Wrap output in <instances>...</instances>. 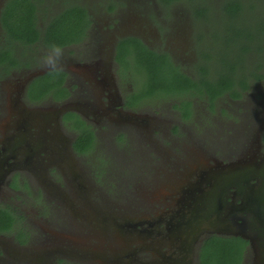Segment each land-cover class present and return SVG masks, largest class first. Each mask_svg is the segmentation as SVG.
Segmentation results:
<instances>
[{"label": "flooded vegetation", "instance_id": "af4514ba", "mask_svg": "<svg viewBox=\"0 0 264 264\" xmlns=\"http://www.w3.org/2000/svg\"><path fill=\"white\" fill-rule=\"evenodd\" d=\"M27 2L37 33L22 41L6 27V21L15 22L6 9L13 0H0V206L13 216L10 229L0 232V264H120V257L125 264H201L202 246L214 235L237 244L239 264H264V5L245 7L254 37L244 39L242 50L236 14L218 38L216 28L205 24L204 4ZM70 8L81 19L72 17V31L56 39L59 46L48 45L46 27ZM140 45L187 76L190 88L180 96L141 97L135 77L142 70ZM45 83L52 85L47 92ZM78 135H93V146L78 151ZM98 149L103 155L88 161ZM114 155L137 172H167L182 180L163 203L123 211L119 202L132 198L131 187L125 195L104 191L117 176ZM109 173L111 181L103 184ZM207 193L214 200L222 194L224 220L238 208L251 227L247 232L257 231L252 239L204 233L188 254L186 244L170 238L169 220L201 205ZM98 202L110 204L96 208ZM66 203L81 210L64 216ZM114 206L120 212L110 213ZM74 216L110 227L117 238L129 234L136 246L94 254L57 236L54 228Z\"/></svg>", "mask_w": 264, "mask_h": 264}, {"label": "trees", "instance_id": "16d2710c", "mask_svg": "<svg viewBox=\"0 0 264 264\" xmlns=\"http://www.w3.org/2000/svg\"><path fill=\"white\" fill-rule=\"evenodd\" d=\"M28 0H13V7H7L9 10V18L15 20V22L6 21L8 30L17 40L24 39L25 35L31 33V35L37 33L35 30L34 20L35 10ZM162 4H169L175 0H160ZM264 5V2L261 5ZM17 5H24L20 10H15ZM248 6L250 9L257 8V5H248L242 0H225L221 5L222 14H225L228 18H231L232 14L238 13L244 10ZM73 8L67 9L63 16L54 17L49 25L46 27L45 38L47 44L50 46H59L61 43L56 42L57 38L66 39L69 33L72 31V17L78 20L81 19L80 12H72ZM253 15V14H252ZM6 19V18H5ZM253 21L255 16H252ZM249 19L244 15L242 24H238L239 28H235V35L237 36L236 42L241 46V49L246 48L244 39L251 40L254 37L253 33L248 32L253 25H250L247 21ZM71 21V22H70ZM13 24V26H11ZM7 29V28H6ZM27 37V36H26ZM140 64L142 71H144L145 80L144 85L141 86V97H148L151 95L157 96H180L182 92H186L192 85L188 77L180 74L173 69V65L166 59L161 58L160 55L147 50L143 45H140ZM221 84L227 85V82H221ZM45 91L52 87L51 84L45 83ZM225 86H221V92L225 89ZM93 135H78L77 141L74 147L78 151H85L93 146ZM13 222V216L9 210L0 206V232H6L10 229ZM237 247L233 241H228L218 236H211L208 238L203 246L200 256L201 264H239L242 255L241 251H237L234 248Z\"/></svg>", "mask_w": 264, "mask_h": 264}, {"label": "rangeland", "instance_id": "374dc122", "mask_svg": "<svg viewBox=\"0 0 264 264\" xmlns=\"http://www.w3.org/2000/svg\"><path fill=\"white\" fill-rule=\"evenodd\" d=\"M225 0H175L173 2V5L175 6H181V5H199L204 4V6L208 7L207 14L205 16L207 26H212L216 28V33L222 36L226 34L227 26L230 22V18L225 16V14H222L221 5L223 4ZM243 2H246L248 5H257L260 6L261 3L264 2V0H242ZM140 4L142 6H147L149 4H156L155 6L159 7L161 4L160 0H140ZM158 4V5H157ZM156 9L160 10V8ZM194 8V7H193ZM146 9V8H145ZM192 10V8H190ZM147 10V9H146ZM163 16L168 15L165 11V9L161 8ZM190 18L192 19V23L196 24L197 17L194 15V13L189 12ZM244 10L238 13V15L235 17L237 24H242L244 19ZM200 23L197 25L199 26ZM161 25V24H160ZM201 27V26H200ZM206 46V45H205ZM137 75H135L137 79V85L143 86L145 75L144 72L141 69H138ZM103 155L102 150L98 149L96 152L91 154V156L88 157V161H93L96 159V157ZM114 160L116 163V166L114 168V171L116 173L115 181H112L110 183V187L106 186L104 188V191L106 194H109L110 190H118L120 189L121 195H125L122 193L123 190H126L127 188L131 187V191L133 193V196L130 200L125 198V202H119L120 205H122V210L127 211V208H130L132 211H139L141 210L144 212V209L149 210L152 206L151 203L157 204V201L159 203H163L164 200H168L167 196L168 193L171 191L170 188L174 187L178 183L181 182V178H176L174 176H170V173H162L159 172V175H157V171H136L135 168L128 165V161L123 160V158L119 155H114ZM133 164V163H132ZM88 174V173H87ZM89 180L86 182V184H90L92 182V176L88 174ZM173 177V178H172ZM103 184H105V181H111L110 173L105 175L103 177ZM124 181V182H123ZM102 182V181H101ZM100 182V183H101ZM134 184V186H130L129 183ZM148 183H151L150 186H143L147 185ZM109 188V189H108ZM95 200H92V202ZM110 204V203H109ZM109 204L98 202L95 205L96 208L101 207H107ZM159 206V205H158ZM111 207V206H110ZM110 207L108 208L110 211ZM80 209V206H77L76 204H69L66 203L63 207L64 210V216L73 215V210ZM137 208V209H136ZM87 211H90L92 213L93 210H86L84 211V214H87ZM135 211V212H136ZM120 212V206L113 208L112 212L110 213H117ZM123 213V212H122ZM121 214V213H120ZM73 221L71 222H64L60 221V227L54 228V232L57 236L61 237L62 239L64 237L69 238L74 242L77 246L86 249L87 251L94 252V254L99 252H104L108 250L110 252V249L108 248H118L123 250L129 251L130 249H133L136 245V243L132 242V236L129 234H121L118 238L114 234V232L111 234V228L105 227V230L103 227L96 228L94 224H87L86 222H83L79 217H73ZM92 223H95L94 219L90 220ZM46 228V227H45ZM64 238V239H66ZM129 238V241H128ZM68 239V240H69ZM70 240V241H71ZM146 242V241H145ZM108 252V253H109ZM145 254V253H143ZM130 258L132 255L129 256ZM138 259L141 257L136 255ZM128 260V258H126ZM123 257H120V264L124 263Z\"/></svg>", "mask_w": 264, "mask_h": 264}, {"label": "water", "instance_id": "95a60500", "mask_svg": "<svg viewBox=\"0 0 264 264\" xmlns=\"http://www.w3.org/2000/svg\"><path fill=\"white\" fill-rule=\"evenodd\" d=\"M219 181L220 179L215 182V186L221 187L222 192L224 185L217 183ZM214 194L217 195L216 192ZM223 204L222 194L217 196V200H214L213 198L209 199V195L207 193V195L203 197L201 205H198L196 202L194 204V208L188 207L185 210L178 212L169 220V226L167 229L170 238H179L180 243L183 242L186 244L188 254L191 252L193 245L199 237L204 233L243 236L249 234L247 236L252 239V236H254L257 231L254 232L251 230L249 233L247 232V228L251 227L245 223L246 218L238 215L239 213L237 207H234L237 213H231L225 218V220L220 218ZM260 211L263 210L261 209ZM239 219L243 220L244 223H240ZM259 226L260 230L263 231L260 224Z\"/></svg>", "mask_w": 264, "mask_h": 264}, {"label": "clouds", "instance_id": "9594fccd", "mask_svg": "<svg viewBox=\"0 0 264 264\" xmlns=\"http://www.w3.org/2000/svg\"><path fill=\"white\" fill-rule=\"evenodd\" d=\"M57 52H59V49H57Z\"/></svg>", "mask_w": 264, "mask_h": 264}]
</instances>
